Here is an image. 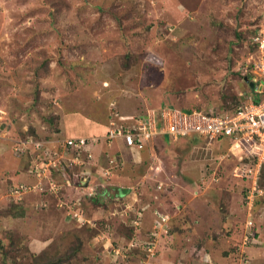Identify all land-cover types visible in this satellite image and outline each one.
<instances>
[{
    "label": "rangeland",
    "instance_id": "374dc122",
    "mask_svg": "<svg viewBox=\"0 0 264 264\" xmlns=\"http://www.w3.org/2000/svg\"><path fill=\"white\" fill-rule=\"evenodd\" d=\"M263 25L264 0H0V264H36L44 252L62 264H264L253 253L264 249V195L248 203L252 181L235 176L229 139L152 138L141 160L128 151L114 164L107 146L87 147L95 159L83 154L75 171L89 173L82 185L102 203L92 224L106 219L109 232L76 227L53 195L35 189L17 206L12 192L39 183L31 169L59 140L104 134L115 111L131 125L162 107L239 104L230 97L246 91ZM250 214V235L260 232L246 240Z\"/></svg>",
    "mask_w": 264,
    "mask_h": 264
},
{
    "label": "built area",
    "instance_id": "2783aa9c",
    "mask_svg": "<svg viewBox=\"0 0 264 264\" xmlns=\"http://www.w3.org/2000/svg\"><path fill=\"white\" fill-rule=\"evenodd\" d=\"M249 48L251 56L246 60V73H244L247 88L244 93L240 94L241 97H245V101L234 110L220 109L218 111L214 108L209 114L204 111L189 112L165 107L159 114L153 110L149 111L144 121H134L131 125L127 121L129 118L115 111L116 120L111 121L107 134L103 137L70 138L65 139L62 144L58 139L61 145L58 151L48 149L47 154L41 156L40 161L31 169V173L39 180V183L28 186L22 184L12 191L13 195L18 196H15L18 201H23L24 195L35 189L41 191L48 189L52 192L59 190L62 186L52 179L53 173L65 177L67 184L71 185V180L64 175L65 166L67 164V167L83 165L84 161L81 160L80 155L84 153L92 159L93 154L87 147H92L102 139L108 143V147H112L113 143L120 139L123 140L124 145L132 149L142 147L152 138L159 136L167 135L172 140H179L190 135H200L209 140L229 139L231 141L229 153L238 158L235 176L251 179L247 200L253 207L255 198L258 195H264V190L259 186L261 169L264 166V25L252 36ZM35 140L36 150H40V153L41 151L44 153L46 147L49 148L46 142L41 141L42 139ZM70 151L76 152L77 156L67 163L66 156ZM114 162V160L111 161L112 164ZM87 174L89 173H82V182L87 179L85 178ZM44 179H48V188L42 183ZM76 216L81 218L80 214ZM249 216L246 225V240L251 237L255 239L253 234L250 235L254 221L252 215Z\"/></svg>",
    "mask_w": 264,
    "mask_h": 264
},
{
    "label": "trees",
    "instance_id": "16d2710c",
    "mask_svg": "<svg viewBox=\"0 0 264 264\" xmlns=\"http://www.w3.org/2000/svg\"><path fill=\"white\" fill-rule=\"evenodd\" d=\"M257 31V30H256ZM255 31V32H256ZM230 98H232L233 100H234V102H235V100H237V102H239V104H236V105H232V104H230V103H225V105H224V107H222V110L224 109V110H226V109H235L238 105H240L241 103H243L244 101H245V97H239V96H237V95H231V97ZM226 100L228 99V98H225ZM242 100H244V101H242ZM242 101V102H241ZM164 108V107H163ZM170 108H175V107H170ZM193 110V109H192ZM160 112V110L157 112V113H159ZM190 112V111H189ZM114 115H115V112H113V113H110V120L112 121V120H116V118L114 117ZM158 120H159V118H158ZM110 126V125H109ZM108 126V127H109ZM165 136H167V135H165ZM158 138V137H157ZM103 144V145H108V143H106V141L104 140V142H103V139L102 140H100V141H98L97 143H95V144H97V145H100V144ZM149 144V142L147 143V144H144L142 147H144V148H146L147 147V145ZM94 147H95V145H93ZM125 149L126 150H124L125 152H128V150L129 151H131L130 149V147H128V146H126L125 145ZM105 152V151H104ZM125 152H120V151H116V153H114L113 155H112V158L111 159H113V158H115L114 157V155H116L117 156V160L119 161V159L120 158H123L124 157V154H125ZM105 155L104 156H106V153H104ZM85 156H87V153L86 154H84ZM77 156V154H76V152H74V151H70V152H68V154H67V163L68 162H70V160L71 159H73V158H75ZM81 156V155H80ZM80 158H82V156L80 157ZM119 158V159H118ZM111 159H110V161L108 160V162L110 163V164H112L111 163ZM124 159V158H123ZM40 159L38 158L37 159V161H39ZM115 162L114 163H116V160H114ZM37 162H35L34 163V165L36 164ZM120 163V162H119ZM65 165V164H64ZM68 165V164H67ZM67 165L65 166V170H66V173H64V175H66V176H68V179H70V180H74V179H78L77 181L78 182H73V181H71L72 183H73V185H68L67 184V179H65V177H63V176H58L56 173H53L52 175H51V177H52V179L54 180V181H56L59 185H61L62 186V188H60L59 190H57V191H53V192H51V191H49L48 189H44L43 191H41L40 190V193L42 194V195H44V196H46V197H48V196H52L53 195V197H55L56 199H57V201L62 205V207L64 208V217L66 218V219H68L69 221H72V222H74V223H76V227H82V226H85L86 225V228H88V230H91L92 232L94 231V229H96V228H98V227H101V226H103V228H107L108 229V232H109V230L110 231H112L111 229H113V225H112V223H107V220L105 219H103V221H101V220H96L95 222H96V224L95 225H93L92 224V221H94L93 219H94V216H95V214H94V212L96 211H94V209H96L97 208V206H99L100 207V209L102 210V203H100V204H98V201L96 200L98 197H99V193L98 192H96V191H92V188L93 187H91L90 185L89 186H85V185H82V179H81V175H82V173H80L79 174V172H76L75 170L76 169H80L81 167L79 166V165H74L73 166V170H71L69 167H67ZM118 165V167H119V165H121V164H117ZM79 166V167H78ZM121 167V166H120ZM72 168V167H71ZM111 169H113V167H110ZM102 170V171H101ZM100 171H98L97 172V174L98 173H100V175H102V174H106L105 173V170L104 169H101ZM38 180V179H37ZM104 184H107V185H105L104 186ZM48 186H49V182H48V184H45V187L46 188H48ZM69 186V187H68ZM85 186V189H86V192H82V194H81V196H79V197H75V195L74 194H72V193H70V195L69 194H67V196H70V197H68V199H65V201L62 199V198H64L65 196L63 195V193H64V191L63 190H65L66 188H70L69 190H74V191H76V189H79V188H81V187H84ZM104 186V187H103ZM259 186L260 187H263L264 188V166L262 167V169H261V174H260V179H259ZM110 187V185H109V183H107V182H104V183H101L100 184V188L101 189H104V190H108L107 188H109ZM95 188V187H94ZM127 191H129V189L127 188L126 190H125V192H127ZM68 191H66V193H67ZM69 193V192H68ZM31 194V192H29V195ZM245 194H246V196H247V194H248V189L245 191ZM28 194H26V196H27ZM28 195V196H29ZM59 195H61V196H59ZM75 197V198H74ZM72 198V199H71ZM24 199V198H23ZM263 200V199H262ZM259 201V200H258ZM258 201H257V203H258ZM14 204L15 205H17V206H19V205H22V204H24L23 203V201H18V200H15L14 199ZM85 204H87V206H89V209L87 210L86 208H88L87 206L85 207ZM92 209V210H91ZM98 210V209H97ZM93 213V214H92ZM24 214V212L22 211V215ZM77 214H80V216H81V218H78L76 215ZM18 216V215H17ZM101 230V229H100ZM91 232V233H92ZM94 233L95 232H93L92 233V235H94ZM45 249H48L47 247L45 248ZM6 249H3V246L1 247V249H0V253L1 254H4V251H5ZM4 256V255H3ZM57 258H59V257H50V255H49V253H45L44 252V255L42 256V257H38V259L37 260H35V263L36 264H62V262L60 261L61 259H64L63 257L62 258H59V260H57ZM4 259H5V256H4Z\"/></svg>",
    "mask_w": 264,
    "mask_h": 264
},
{
    "label": "crops",
    "instance_id": "0c3cea01",
    "mask_svg": "<svg viewBox=\"0 0 264 264\" xmlns=\"http://www.w3.org/2000/svg\"><path fill=\"white\" fill-rule=\"evenodd\" d=\"M108 126H109V124L106 126H104L103 128L105 129V131H104V134H102V135H105L106 134V132H107V130H108ZM102 128V127H101ZM100 127H94L93 128V131L94 132H97V133H101L102 132V129H101ZM102 135H100V136H102ZM163 137V136H162ZM162 137H158L157 138V140L159 141V140H162ZM122 141V143H119V142H114V144L112 145V148H111V152L112 153H114L113 151H120V152H125L124 150H126L125 149V146H124V143H123V140H121ZM143 149H144V151L147 149V147L146 148H144V147H137V148H134V149H130L131 151H137V153L139 154V157H140V160H141V158H143ZM108 150V149H107ZM129 151V150H128ZM259 232L260 231H258V230H256V229H254V236H255V239L256 238H258V236H259ZM46 242H48V241H40V242H38V241H36V242H34V244H33V246L32 247H35L36 249H45L47 246H48V243H46ZM260 252H262L263 254H264V249H254L253 250V253L254 254H256L257 256L258 255H260L259 253ZM255 260V263H256V259H254Z\"/></svg>",
    "mask_w": 264,
    "mask_h": 264
},
{
    "label": "clouds",
    "instance_id": "9594fccd",
    "mask_svg": "<svg viewBox=\"0 0 264 264\" xmlns=\"http://www.w3.org/2000/svg\"><path fill=\"white\" fill-rule=\"evenodd\" d=\"M164 108H165V107H164ZM162 109H163V107L160 109V111H161ZM151 111H152V110H151ZM156 114H159V113H156ZM114 117H115V116H114ZM110 123H111V120H110ZM110 123H109V125H110ZM109 127H110V126H109ZM109 127H108V128H109ZM107 131H108V130H107ZM106 134H107V132H106ZM106 134H105V135H106ZM105 135H102V136H100V135H92V136L103 137V136H105ZM92 136H89V137H92ZM159 137H160V136H159ZM161 137H162V136H161ZM156 139H157V137H156ZM103 142H104V140H103ZM115 142H116V141H115ZM149 143H150V141H149ZM113 144H114V143H113ZM105 146L108 147V145H105ZM124 146H125V145H124ZM93 147H94V146H92L91 148H93ZM111 148H112V147H108V150H105L106 157H107V158H110V159L112 158V154H113V153L111 152ZM132 149H134V148H132ZM132 149H131V150H132ZM91 152H92V151H91ZM103 152H104V151H103ZM84 154H86V153H84ZM92 154H93V152H92ZM82 155H83V154H82ZM82 155H81V156H82ZM92 159H93V160L95 159V155H94V154H93V158H92ZM92 159H89V160H92ZM81 166H82V165H81ZM81 166H80V167H81ZM108 169H109V167H108ZM83 183H84V182H83Z\"/></svg>",
    "mask_w": 264,
    "mask_h": 264
},
{
    "label": "water",
    "instance_id": "95a60500",
    "mask_svg": "<svg viewBox=\"0 0 264 264\" xmlns=\"http://www.w3.org/2000/svg\"><path fill=\"white\" fill-rule=\"evenodd\" d=\"M251 86L253 87V84H251Z\"/></svg>",
    "mask_w": 264,
    "mask_h": 264
}]
</instances>
